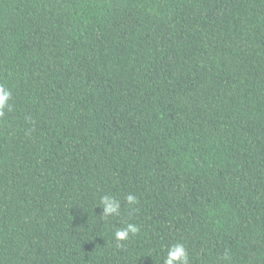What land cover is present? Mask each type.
Segmentation results:
<instances>
[{
    "label": "trees",
    "instance_id": "obj_1",
    "mask_svg": "<svg viewBox=\"0 0 264 264\" xmlns=\"http://www.w3.org/2000/svg\"><path fill=\"white\" fill-rule=\"evenodd\" d=\"M0 84V264H264V0H0Z\"/></svg>",
    "mask_w": 264,
    "mask_h": 264
},
{
    "label": "clouds",
    "instance_id": "obj_2",
    "mask_svg": "<svg viewBox=\"0 0 264 264\" xmlns=\"http://www.w3.org/2000/svg\"><path fill=\"white\" fill-rule=\"evenodd\" d=\"M12 92L10 89L0 84V120L6 118V113L11 111ZM129 206L136 205L139 201L136 195L128 194L124 198ZM102 208L101 218L107 223L109 217H119L121 215V202L113 195H102L99 205ZM141 232L139 225L127 223L126 226L116 229L114 238L117 242L126 241L129 237H136ZM123 246V245H120ZM225 259L229 257L225 256ZM163 264H190V254L184 244L175 243L168 247Z\"/></svg>",
    "mask_w": 264,
    "mask_h": 264
}]
</instances>
